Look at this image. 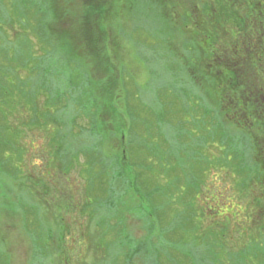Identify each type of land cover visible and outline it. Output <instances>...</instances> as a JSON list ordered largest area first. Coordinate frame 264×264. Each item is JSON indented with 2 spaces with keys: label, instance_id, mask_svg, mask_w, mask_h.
Returning a JSON list of instances; mask_svg holds the SVG:
<instances>
[{
  "label": "rangeland",
  "instance_id": "rangeland-1",
  "mask_svg": "<svg viewBox=\"0 0 264 264\" xmlns=\"http://www.w3.org/2000/svg\"><path fill=\"white\" fill-rule=\"evenodd\" d=\"M47 1L0 0V90H10L7 104L0 101V127L5 130L3 137L15 144L11 149L13 160L0 170V178L19 208L15 214L0 212V264H216L213 259L220 260L228 244L232 255L246 250L248 239L264 247V205L255 203L262 191H252V203L248 204L243 192V182L248 180L246 171L236 167L234 156L228 158L231 151L219 143V119L213 110L217 89L202 74L204 67L199 60L191 62L198 52L191 48L190 39H201V32L194 29L192 22L182 21L180 12L187 10L183 0L174 1L179 12H172L174 16L169 20L154 0H114L116 4L110 12L119 16L111 18L112 24L108 21L106 27L111 37V26L118 34V41L113 37L110 40L119 45V54L109 59V65L105 63L107 59L103 65L115 81L106 82L107 74L98 72L94 61L98 57L85 62L88 78L96 81L95 85L105 78V86L115 90L119 99L116 111L121 116L117 128H123V133L110 135L108 148L121 152L127 148L128 157L145 160V164L135 167L138 194L129 185L119 190L117 202L110 208L94 198L105 197L106 193L98 189L93 193L96 195H91L87 175L83 174L89 158L82 154L89 145L83 129L87 118L76 119L71 130L69 122L77 110L71 106V110L59 111L60 105L54 106L52 112L53 118L63 120V127L53 122L45 125L43 118L38 124L31 120L34 103L41 109L50 99L45 90H50L51 84L56 86L52 89L55 93L67 90L62 76L70 74L77 84L80 80L74 71L76 65L62 66L68 53H49L36 30L47 12ZM63 2H73V13L82 15L85 11V0ZM193 3L187 0L189 8ZM56 24L59 31L54 36L60 40L70 28ZM71 26L74 28L73 21ZM233 26V21L228 22L227 30ZM220 33L224 40L226 33ZM75 54L80 58V53ZM48 65L51 71H45ZM196 70L198 77L194 80ZM79 76L81 84L86 77L83 73ZM86 107H90L89 103ZM209 112L206 126L212 130L218 126L216 137L209 136L211 130L201 132L202 115ZM101 118L107 123L106 114ZM132 124L133 146L129 133ZM204 134L207 142L202 141ZM187 143L188 147L203 145L193 150L198 152L195 159L184 153L181 146ZM55 146H65L64 154H54ZM67 148L73 153L72 163ZM49 155L59 162L44 170L51 171V176L58 174L60 179L40 177L37 168L46 166ZM66 160L69 164L64 171L68 175L62 173ZM208 164L213 165L210 168ZM28 173L39 177L36 181L49 193L58 190L52 200L54 211L42 205L43 211H36V216L26 209L27 204L24 207L18 201L24 196L26 202L35 203L31 191L36 194L38 186L25 180L24 186L18 183ZM262 200L264 203V195ZM87 202L90 204L86 207ZM240 234L246 239L239 240ZM260 255L249 263L264 264V252Z\"/></svg>",
  "mask_w": 264,
  "mask_h": 264
},
{
  "label": "trees",
  "instance_id": "trees-1",
  "mask_svg": "<svg viewBox=\"0 0 264 264\" xmlns=\"http://www.w3.org/2000/svg\"><path fill=\"white\" fill-rule=\"evenodd\" d=\"M61 1L62 3L60 0L47 1V12L42 15V24L40 27L38 24L36 30L43 42L47 44V48L50 49L49 53L53 51V54L57 56L60 52L59 50L68 53L67 56L64 57L66 61L62 66L66 67L69 63L76 65V69L74 66L73 68L74 71L78 73L80 80L77 84L75 81L74 83L72 82L70 74L62 76L61 82L66 79V84L64 85L67 90H55V93L52 89L56 86L51 84L52 88L50 90H45L46 93L50 94V99L42 104L41 109H39V105L34 103L33 109H30L32 114L31 120L38 124L43 118L44 123H46L45 125L53 122L55 125L63 127V120L53 118V114L55 113L52 112L54 106L59 107L60 105L62 106L58 108L59 111H66L68 108V110H71V106L73 110H77L73 115L74 118L72 117L74 121L72 122V119L71 122H69V129L71 130L75 128L74 123L76 119L84 116L87 118L88 124L83 129L84 133H86L84 136L89 140V145L86 152H82V154L85 155L86 153L89 158L84 164L85 171L83 174L87 175V177L85 175V180L87 186H89L88 188L91 189V195H96L93 193L98 189H100L101 193H106L105 197L101 198L95 196L94 198L97 202L103 204L104 207L110 208L115 205L113 203L117 202L115 198L120 193L119 190H124L127 186L133 185L136 193L140 191L135 177V167L140 164H145L143 157H139V160L132 159V156L128 157L127 148H125L124 152L108 148L110 135L113 134V136H116V133H123L121 132L123 128L121 131L117 128V122L121 116L120 112H118V110L116 111V104L119 99L115 90H109L108 85L105 86V78L99 79V82L97 81V85H95L96 81H91L90 78H88V74L84 71L86 60L92 62V58L98 57V60H94L96 69L103 75V72H107V68H104L103 62L107 59L108 62L105 63L109 65L111 62L110 58L117 57L119 54L117 50L119 49V45L116 43L115 46V43L110 40L113 37L115 42L118 41V34H116L111 26V29H109L112 30V32L114 31V35L111 37L108 33V27H106L108 21L112 24V21L118 18L119 15L110 12V9L116 4L114 0H85L83 4L85 11L82 15L77 14V12H72L73 2L65 4L63 0ZM174 1L176 0H154L155 4H157V8H160L161 13L167 20L174 16L172 12H179L178 3L175 4ZM190 1L194 2V6L191 8L188 7L187 0H183V4L186 5L187 10H182L180 12L182 16L181 19L182 21L184 19V21L187 20L192 22L194 29L197 32H201V39L199 36L190 39L192 44L191 48L195 49V53L198 52V55H191L192 57L190 59L191 62L199 60V63L204 67V72L202 71V74L205 73V75L209 77V82L217 89V96L214 99L216 106L213 110L219 119V143L221 147L226 146L227 149L231 151L228 158L231 159L232 155L234 156L238 162L236 167L246 171L248 180L243 182V192L245 198H248V204L252 203L250 199L252 191L259 188L260 192H262L255 203L256 205H264L262 202V197L264 195V0ZM61 4L62 7L59 8ZM170 7H172V10H170ZM75 17L79 19L75 20ZM71 21H73L74 28L71 26ZM232 21L234 26L228 31L226 25L228 22ZM40 22L41 20L39 19L38 23ZM56 23L65 24V29L67 25H69L70 28L66 30L67 34L60 37V40H55L56 38L54 36V33L59 31V27ZM220 31L226 33V38H223L224 40L221 39L222 34ZM78 39L81 43H77ZM207 39H209V42L206 41ZM52 40L55 41L54 43L56 44L53 45ZM75 53H80V58H78ZM46 70L51 71V67H46L45 71ZM82 73L86 78L84 82L80 84L82 78L79 75ZM112 73L114 72L111 69V74ZM196 73L197 70L194 74V80L198 77ZM109 76V74L106 75V77H108L106 82L111 83L115 81V79H110ZM48 78V76L44 77V79ZM85 83L87 84L85 87L79 88L80 85H84ZM74 87H78V89L69 90V88L71 89ZM2 89L3 88L0 90V101L7 104L10 90ZM54 95L55 98L53 99ZM31 102L33 103L34 99ZM204 102L207 101L204 99ZM87 103L90 105L89 108L86 107ZM195 109H197V107L193 108V110ZM210 113L211 112H209V114L204 113V115H202L201 124L203 127L201 132H208L211 130L209 136L211 137L213 135V137H216L218 126H214L215 129L213 130L206 126L207 118ZM104 114L107 115V123L104 118H101ZM195 127H197L196 130L200 128L199 125ZM231 127L234 129L232 130ZM133 129L132 124L129 128L132 146L135 142ZM82 131L76 134L77 137L82 135ZM4 133L5 130L3 131L2 127H0V170L4 169L6 163L12 162L13 157L11 155V149L13 150L15 148L13 141L6 140L7 138L3 137ZM61 138L64 139L65 137L61 135ZM206 140L207 136L204 134L202 136V141L205 142ZM188 144L189 143L182 145L181 147L184 149V153H186L187 156H191L192 159H195L194 157L196 156L194 155L198 156V152L193 150H198L202 148L203 145L188 147ZM63 148H65V146H62V148L55 146L54 154H64ZM66 154L70 156L72 163L73 153H70V149L67 148ZM48 159L49 161L45 167L39 166V168H37L40 177L60 179L58 174L51 176V171L46 172L44 170V168L49 167L50 164L55 166L59 162V160L57 162V159L51 155L48 156ZM68 164V160L64 161L62 164V173L65 175L67 172L64 170ZM212 165L208 164V167L211 168ZM16 168L21 170L19 166ZM56 169H58V167ZM35 178L40 180L39 177H35V174L32 175L28 173L25 178L21 177L18 183L21 184V186L25 181L32 185L36 184L39 192L36 190V195L31 191V197L36 200L38 196L37 202L35 200V203L26 202L24 196L18 199V201L22 203V206H24V203L27 204L28 208L26 209L31 210V214H35L36 211L42 212V205H44L48 211H54L55 204L52 200L57 193H59L58 190L54 189L51 190L53 194L49 193L48 190L42 188V183L37 182ZM3 183L4 181L0 178V212L2 210V212H7L8 214H15L16 209H19L17 201L15 202L13 200L12 194H9V188L5 187ZM6 189H8V191ZM89 189H87L88 192ZM144 193L148 194V192ZM121 197H123V195H120V198ZM89 204L90 202H87L86 207L89 206ZM56 207H58V205ZM35 215L37 216L38 214ZM253 217L254 216H252L251 220L254 221ZM260 219L262 220V216H260ZM239 236H241L239 240L246 239L242 237L244 236L243 234ZM239 240L236 239V241ZM252 242L253 241L250 242L248 239L247 243L250 244L248 248L241 252L234 253V255H232L229 244L227 243L228 248L225 249L224 253H221L222 255L224 254L223 257H221L220 260H217L215 257L213 263L231 264V262H233L234 264H250L251 258L255 262L256 259H259L257 256H261L260 252H264V247L255 243L256 241Z\"/></svg>",
  "mask_w": 264,
  "mask_h": 264
}]
</instances>
